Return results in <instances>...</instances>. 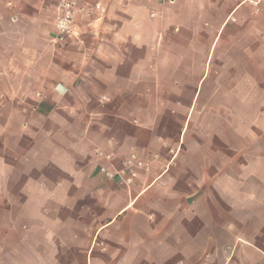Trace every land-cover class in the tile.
I'll list each match as a JSON object with an SVG mask.
<instances>
[{"label":"crops","instance_id":"crops-1","mask_svg":"<svg viewBox=\"0 0 264 264\" xmlns=\"http://www.w3.org/2000/svg\"><path fill=\"white\" fill-rule=\"evenodd\" d=\"M60 1L0 0V264H264V0Z\"/></svg>","mask_w":264,"mask_h":264},{"label":"built area","instance_id":"built-area-1","mask_svg":"<svg viewBox=\"0 0 264 264\" xmlns=\"http://www.w3.org/2000/svg\"><path fill=\"white\" fill-rule=\"evenodd\" d=\"M173 3L174 0H153ZM75 12V2L73 0H61L57 7V16L55 20V30L61 36H67L72 31L73 18ZM15 18V17H14ZM98 158H103L105 160H111V155L104 153L103 150L96 149L94 151ZM135 156L132 155L130 158L122 161L124 171L127 172L126 177L123 179L125 185H130L132 182L133 173L131 172V167L134 165ZM140 165V163H137ZM99 173L103 174L107 179H113L117 173L106 166L99 167Z\"/></svg>","mask_w":264,"mask_h":264}]
</instances>
